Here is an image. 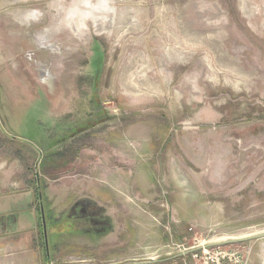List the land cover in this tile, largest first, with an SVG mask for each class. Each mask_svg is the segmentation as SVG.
<instances>
[{"label":"rangeland","instance_id":"rangeland-1","mask_svg":"<svg viewBox=\"0 0 264 264\" xmlns=\"http://www.w3.org/2000/svg\"><path fill=\"white\" fill-rule=\"evenodd\" d=\"M263 29L264 0L0 5V264H36L32 180L53 160L56 264L164 260L264 231ZM170 48V90L133 98L124 68ZM255 246L264 258V239L225 248Z\"/></svg>","mask_w":264,"mask_h":264},{"label":"bare ground","instance_id":"bare-ground-1","mask_svg":"<svg viewBox=\"0 0 264 264\" xmlns=\"http://www.w3.org/2000/svg\"><path fill=\"white\" fill-rule=\"evenodd\" d=\"M9 3V0H0V5H7ZM127 5V4H126ZM260 7V6H259ZM137 10V9H136ZM21 11V10H19ZM23 11V10H22ZM133 11V10H132ZM18 12V11H17ZM137 12V11H136ZM261 12V11H260ZM20 13V12H19ZM23 13V12H22ZM106 13V12H105ZM255 15V14H254ZM253 15V16H254ZM112 16V15H111ZM215 16V15H214ZM70 18V17H69ZM103 17V23L106 22L108 26L112 25L111 21ZM263 19V15L257 14L255 20L259 21ZM70 22H74L73 26L75 31L80 32V28L75 26L74 19H70ZM196 22V21H195ZM69 23V22H68ZM263 24V23H262ZM101 25V24H100ZM261 27V26H260ZM190 28V27H189ZM125 29V28H124ZM257 30V29H256ZM264 30V29H263ZM141 31V30H140ZM168 31V30H167ZM166 31V32H167ZM202 31V30H201ZM173 32V30H172ZM189 32V31H188ZM200 32V31H199ZM206 32V31H205ZM225 32V31H224ZM155 33V32H154ZM175 33V32H174ZM124 35V34H123ZM158 35V34H156ZM165 35V34H164ZM199 35V34H198ZM159 36V35H158ZM136 37V36H135ZM154 37V34H153ZM212 37V36H211ZM158 38V37H157ZM189 38V37H188ZM199 38V37H198ZM120 39V38H119ZM141 39V38H140ZM180 39V38H179ZM201 40V39H200ZM147 41V40H146ZM205 41V40H204ZM203 41V42H204ZM220 41V40H219ZM49 43V42H48ZM142 43V42H141ZM147 43V42H146ZM152 44V46H156V40L153 39V41H150L149 44ZM216 43V42H215ZM222 43V42H221ZM136 45V44H135ZM148 45V44H147ZM57 46V45H56ZM130 46V45H129ZM149 46V45H148ZM171 46V45H170ZM217 46V45H216ZM169 47V46H168ZM49 48H54L53 45H51ZM149 48V47H148ZM147 49V48H146ZM226 49V48H225ZM150 50V49H149ZM152 50V49H151ZM157 50V49H156ZM161 51V49L159 50ZM138 52V51H137ZM140 53V52H139ZM157 53V52H156ZM144 54V52H143ZM142 54V55H143ZM148 60H141L132 58L131 63L128 67H125L123 70V74L120 76V83L123 86V88L131 95H134L133 98L141 97L146 94L152 93L158 95L159 93L163 91H169L170 85H169V78L171 68L173 67V54L172 49L168 50V53H166V56L164 57V61L161 63V57L160 60L158 59V56L154 54L152 51ZM153 54V55H152ZM181 54V53H180ZM229 54V53H228ZM158 55V54H157ZM237 55V54H236ZM142 57V56H141ZM226 57V56H225ZM223 59V58H221ZM163 60V59H162ZM181 61V60H180ZM231 61V60H230ZM229 61V62H230ZM127 66V65H126ZM240 67V66H239ZM215 71V70H214ZM196 186V185H195Z\"/></svg>","mask_w":264,"mask_h":264},{"label":"trees","instance_id":"trees-1","mask_svg":"<svg viewBox=\"0 0 264 264\" xmlns=\"http://www.w3.org/2000/svg\"><path fill=\"white\" fill-rule=\"evenodd\" d=\"M96 94V93H95ZM97 96V95H96ZM53 160L50 163H43L41 166V170H35V174H33L32 185L34 187V197L38 203L37 211V231L39 235V243L41 251L43 252L48 264H50L54 259L59 255L62 251L59 246V241L57 239L55 230H52L50 226L56 224L57 222L52 217L51 205L48 213L46 211L44 191L46 188V177L47 175H54L52 169L58 168V161ZM61 164V163H60ZM43 220L46 229V240L43 233ZM68 230V229H67ZM61 231V230H60ZM52 238V240H51ZM68 251V250H64ZM61 258V257H60Z\"/></svg>","mask_w":264,"mask_h":264},{"label":"built area","instance_id":"built-area-1","mask_svg":"<svg viewBox=\"0 0 264 264\" xmlns=\"http://www.w3.org/2000/svg\"><path fill=\"white\" fill-rule=\"evenodd\" d=\"M250 251L243 253L227 250L225 246L202 249L201 252L192 254L196 263L200 264H247ZM82 258L74 259L75 264H82Z\"/></svg>","mask_w":264,"mask_h":264},{"label":"crops","instance_id":"crops-1","mask_svg":"<svg viewBox=\"0 0 264 264\" xmlns=\"http://www.w3.org/2000/svg\"><path fill=\"white\" fill-rule=\"evenodd\" d=\"M31 232H33L36 236L38 234L37 231L34 232V230L33 231L31 230ZM37 245H36V248H37V262H36V264H48L43 252L41 251L40 246H37ZM257 247L258 246H255V252L254 251L251 252V255L248 258L247 264H264V258L262 255H259L260 253H258ZM192 259H193L192 256L189 254L180 255V256L175 255V256L166 258V259L162 260L161 262L155 263V264H200V263L194 262V260H192ZM261 259L263 260V263L261 262ZM148 260H151V259H148ZM147 261H145V262H147ZM141 263H143V262L134 263V264H141ZM21 264H34V263L32 260L26 259L25 262H23ZM50 264H56L55 260L52 261Z\"/></svg>","mask_w":264,"mask_h":264},{"label":"water","instance_id":"water-1","mask_svg":"<svg viewBox=\"0 0 264 264\" xmlns=\"http://www.w3.org/2000/svg\"><path fill=\"white\" fill-rule=\"evenodd\" d=\"M43 233H44V237L46 240V229H45V224H44V220H43ZM264 239V231L261 232H256V233H252L249 235H245V236H240V237H234V238H226L223 240H219V241H213L210 242L208 244H205L204 246H198L196 248H191L181 254L180 255H186V254H191L194 253L196 251H200L202 249H207V248H212V247H219V246H229V245H233V244H242V243H246V242H251V241H257V240H261ZM162 260H156V259H151L147 262H143L141 264H155V263H159Z\"/></svg>","mask_w":264,"mask_h":264}]
</instances>
